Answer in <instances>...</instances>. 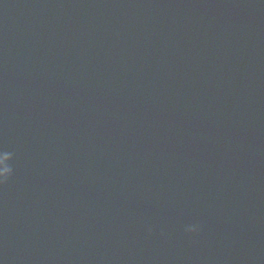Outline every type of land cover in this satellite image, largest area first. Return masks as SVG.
Listing matches in <instances>:
<instances>
[{"label":"water","instance_id":"obj_1","mask_svg":"<svg viewBox=\"0 0 264 264\" xmlns=\"http://www.w3.org/2000/svg\"><path fill=\"white\" fill-rule=\"evenodd\" d=\"M0 151V264H264V0H0Z\"/></svg>","mask_w":264,"mask_h":264},{"label":"clouds","instance_id":"obj_2","mask_svg":"<svg viewBox=\"0 0 264 264\" xmlns=\"http://www.w3.org/2000/svg\"><path fill=\"white\" fill-rule=\"evenodd\" d=\"M12 159V153L0 151V183L6 182L13 175L14 170L9 163ZM4 161H7V163ZM196 230L195 227L188 228L190 232H195Z\"/></svg>","mask_w":264,"mask_h":264}]
</instances>
